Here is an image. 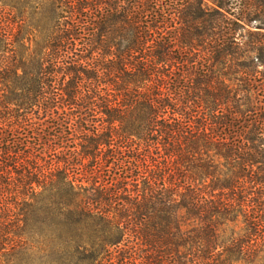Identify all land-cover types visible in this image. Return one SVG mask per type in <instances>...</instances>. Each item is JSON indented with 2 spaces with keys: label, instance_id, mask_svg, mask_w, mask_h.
<instances>
[{
  "label": "trees",
  "instance_id": "trees-1",
  "mask_svg": "<svg viewBox=\"0 0 264 264\" xmlns=\"http://www.w3.org/2000/svg\"><path fill=\"white\" fill-rule=\"evenodd\" d=\"M43 2L0 26V264H264V0Z\"/></svg>",
  "mask_w": 264,
  "mask_h": 264
},
{
  "label": "rangeland",
  "instance_id": "rangeland-1",
  "mask_svg": "<svg viewBox=\"0 0 264 264\" xmlns=\"http://www.w3.org/2000/svg\"><path fill=\"white\" fill-rule=\"evenodd\" d=\"M43 3V0H0V26L18 36V50L27 47V39L33 36L42 45L51 26L50 10ZM2 17L8 21L2 23ZM38 258L33 256L29 264H40Z\"/></svg>",
  "mask_w": 264,
  "mask_h": 264
}]
</instances>
